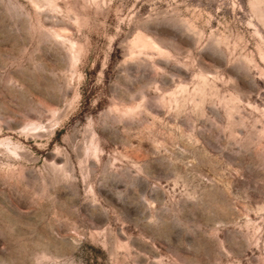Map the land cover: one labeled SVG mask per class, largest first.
I'll use <instances>...</instances> for the list:
<instances>
[{
  "label": "rangeland",
  "instance_id": "rangeland-1",
  "mask_svg": "<svg viewBox=\"0 0 264 264\" xmlns=\"http://www.w3.org/2000/svg\"><path fill=\"white\" fill-rule=\"evenodd\" d=\"M0 264H264V0H0Z\"/></svg>",
  "mask_w": 264,
  "mask_h": 264
}]
</instances>
